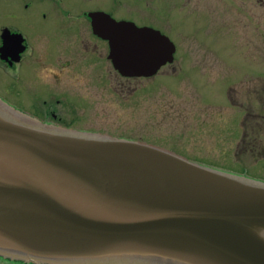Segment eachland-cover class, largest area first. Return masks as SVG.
<instances>
[{
  "label": "water",
  "instance_id": "obj_1",
  "mask_svg": "<svg viewBox=\"0 0 264 264\" xmlns=\"http://www.w3.org/2000/svg\"><path fill=\"white\" fill-rule=\"evenodd\" d=\"M92 17L123 77L173 63L176 47L160 32L107 15L97 30ZM262 232L264 182L147 142L51 126L0 98L1 259L264 264Z\"/></svg>",
  "mask_w": 264,
  "mask_h": 264
},
{
  "label": "rangeland",
  "instance_id": "obj_2",
  "mask_svg": "<svg viewBox=\"0 0 264 264\" xmlns=\"http://www.w3.org/2000/svg\"><path fill=\"white\" fill-rule=\"evenodd\" d=\"M236 2L200 0L207 12L199 25L169 27L177 58L157 77L125 80L106 70L102 98L89 103L79 127L151 143L264 182V40L258 41L256 21L248 27L236 23L241 17ZM19 12L17 0H0V29L21 25ZM0 264L17 263L0 259Z\"/></svg>",
  "mask_w": 264,
  "mask_h": 264
},
{
  "label": "flooded vegetation",
  "instance_id": "obj_3",
  "mask_svg": "<svg viewBox=\"0 0 264 264\" xmlns=\"http://www.w3.org/2000/svg\"><path fill=\"white\" fill-rule=\"evenodd\" d=\"M17 2L22 24L12 23L0 29V97L45 124L74 129H81L84 113L94 97L97 103L102 98L106 70L110 76L116 74L125 80H136L155 78L170 66H164L152 78L123 77L110 59V41L94 27L93 15L100 16L97 30L105 28L104 16L107 15L116 22H130L141 29L160 32L176 47L175 63L179 47L170 37L169 27L181 31L197 26L202 12H207L201 8L200 0ZM236 4L239 8L235 10L241 16L235 18L236 23L248 27L250 22L256 21L260 29L258 41L263 42L264 0H239ZM213 25L214 21L209 19L207 27L211 29ZM107 28L111 30L112 25L108 24ZM195 46L198 48L197 44ZM198 56L204 62L203 55ZM259 115L246 113L245 116ZM243 136L245 143L248 137L246 133Z\"/></svg>",
  "mask_w": 264,
  "mask_h": 264
},
{
  "label": "clouds",
  "instance_id": "obj_4",
  "mask_svg": "<svg viewBox=\"0 0 264 264\" xmlns=\"http://www.w3.org/2000/svg\"><path fill=\"white\" fill-rule=\"evenodd\" d=\"M261 235H264V232H262Z\"/></svg>",
  "mask_w": 264,
  "mask_h": 264
},
{
  "label": "bare ground",
  "instance_id": "obj_5",
  "mask_svg": "<svg viewBox=\"0 0 264 264\" xmlns=\"http://www.w3.org/2000/svg\"><path fill=\"white\" fill-rule=\"evenodd\" d=\"M194 162V161H193Z\"/></svg>",
  "mask_w": 264,
  "mask_h": 264
}]
</instances>
